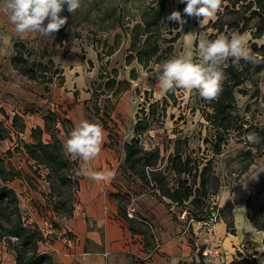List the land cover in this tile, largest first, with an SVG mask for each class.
<instances>
[{"label": "trees", "instance_id": "trees-1", "mask_svg": "<svg viewBox=\"0 0 264 264\" xmlns=\"http://www.w3.org/2000/svg\"><path fill=\"white\" fill-rule=\"evenodd\" d=\"M184 3H180L178 10L184 16ZM123 7L119 12L115 9L107 10L106 19L101 23L104 30L120 28L124 33L131 35V45L128 49L126 62L131 64L134 60L145 69L153 71L152 64L159 59L161 63L175 56V43L181 37L180 26L167 19L166 1L155 0L152 5L146 6L141 14V18L132 28L127 27L124 22ZM80 10V9H79ZM111 12V15L110 13ZM70 13L66 10L60 13L61 16L71 17L83 16ZM87 17H85L86 19ZM185 18V16H184ZM84 19V18H83ZM254 21V23H252ZM70 22V23H71ZM209 27L216 30L212 34L211 40L216 39L220 34L241 33L245 34L252 31L253 39L264 37V0H223L222 11L218 13L215 20L209 22ZM67 23L56 32L57 40L65 52H69L74 46L76 35H71ZM164 44H167L165 47ZM199 44L196 38L195 46ZM254 51L264 56V42L253 44ZM83 58L86 59L85 51L82 48ZM13 67L24 77L39 83L51 84L60 78L59 85L65 80L64 69L53 59L44 60V57L34 53V50L28 47V43L23 40H17L14 43V56L12 57ZM255 67L264 68V63L253 65L240 61L239 66H234L231 60H228L222 66L224 79L222 81V91L218 98L211 101L203 99L198 92L192 95L195 101L193 109L201 112L199 140L209 145L211 154L201 158L196 156L194 149L190 147V137L185 134L176 138L173 152L168 156V168L172 172L174 181L171 182L169 176L164 172V157L159 147L147 149L141 142V135L148 131L152 124L151 118L156 116L157 109L160 107L159 101L149 102V111L142 108L141 115L137 116L134 126V136L125 143V159L123 170L137 177L143 185L162 198L169 200V206L176 204L178 209L186 211L188 219L194 222H206L213 214V208L208 203L211 187L217 192L221 185L220 177L215 171V157L222 154L229 145L231 139L245 145L242 155L247 161L244 167L246 172L255 158L264 155V127L248 118L249 106L243 111L239 105L237 93H246L242 86L250 78ZM103 69V68H102ZM102 70L99 78L101 79L98 87H107L112 89L114 94L119 93V87L116 88L114 80H110L109 73L105 74ZM108 75V76H107ZM119 75L115 70L116 79ZM131 77L136 79L138 72L135 68L131 70ZM108 78V80H106ZM115 85V86H114ZM49 86H47L48 88ZM177 89V88H176ZM176 89L167 91L164 98L163 110L166 111L170 100L176 102ZM255 93L260 92L256 84ZM145 107V106H144ZM10 118L9 116H7ZM46 129L53 135V141L44 142L42 135L44 130L36 128L32 136L34 141L22 143L24 150L30 159L38 165H44L49 169L47 180L50 183L51 191L49 193L55 210L62 215H70L72 211L73 193L78 187L81 175L76 173L80 170L77 159H72L64 153V143L56 136L58 118L54 112H48L45 115ZM13 126L18 132L25 129L21 117L18 114L12 119ZM4 123L0 122V136L8 137L4 134ZM249 133H255L260 137L259 143H249L245 137ZM23 176L22 171L15 168L11 162L6 163L0 157V243L11 246L16 254L14 264H56L53 257L48 253H42L39 250V243L47 240L44 232L39 226H27L23 220V214L20 206V197L17 191L11 186V182ZM254 195L248 198L247 217L258 230L264 231V220L253 213L249 203ZM235 204L228 200L221 208L226 213V222L228 231L236 233L235 229L229 230L235 225L234 218ZM122 217L129 223L130 229L134 234H142L146 241L147 248H155V237L152 230L137 218H130L126 210H121ZM228 216V217H227ZM194 222L188 225L189 230L194 232ZM55 225V223L53 224ZM205 246L200 248V254L203 253ZM231 264H258L256 254H247L239 252ZM0 264H4L0 261Z\"/></svg>", "mask_w": 264, "mask_h": 264}, {"label": "rangeland", "instance_id": "rangeland-1", "mask_svg": "<svg viewBox=\"0 0 264 264\" xmlns=\"http://www.w3.org/2000/svg\"><path fill=\"white\" fill-rule=\"evenodd\" d=\"M154 1L155 0H81L80 10L77 9L75 12H77L76 14L84 13V15L74 16V23L71 22V17L68 18L67 25L71 26V28H69V34L76 35L73 43L83 48L86 59L89 56V52H93L97 61L94 63L91 59H88L90 68L88 71L84 70V73H80V75H74L73 79L69 80V88L70 90L77 88L75 92L77 96L79 93H90V99L85 98L82 100L83 105L81 104V106L83 107V112L86 113L87 120L98 122L103 126L107 137L104 147L114 151L118 155L120 161L124 159L125 143L130 141L134 136V126L137 121V116L142 114V108L149 111V102L159 101L160 107L157 109L156 116L151 118V128L144 132L140 138L142 144L147 149L159 147L164 157L162 168L165 174L169 176L171 182H173L175 176H172V172L167 166L168 156L174 150L177 137L187 134L190 137V147L194 149V154L196 156L206 159V154H211L209 145L199 140L198 132L200 130L199 122L201 120V112L198 109H193L195 101L192 95L195 92L190 93L182 88H177L175 91L176 102L170 100L164 113L163 105L167 92L159 87L154 72V65L163 64L164 62L161 63V61L157 59L151 66L153 71L143 68L136 60L128 65L126 56L129 53L128 49L131 45V35L124 33L118 27L109 30L101 28V23L106 19L107 10L111 11V9H115L116 12H119V8L122 7L123 16H125L124 22L127 27L132 28L133 25L140 20L145 7L152 5ZM165 1L166 14L168 16L173 11H177L179 4L182 3L181 0ZM0 10L3 11V8L0 7ZM66 10L67 5L65 4L63 12L66 13ZM109 13L111 15V12ZM218 13L213 18L204 19L202 26L201 18L185 16L186 23L180 28L181 37L175 43V56L184 53L186 42L191 45L195 56V50L199 45L198 44L197 47L195 46L196 38L199 39V43L201 41H211L210 36H212L216 30L209 27V22L217 19ZM85 17L87 18L85 19ZM3 18L4 19H0V28H14L12 24L7 23V18L5 16ZM252 23H254V21ZM193 29H195V36L193 38L188 37V34ZM10 30L11 29H9L8 32H10ZM245 34L249 37V43L253 51V44L255 42H264V37L253 39L252 31H248ZM164 46L166 47L167 44H164ZM4 56L5 59L8 58V52H6V50H4ZM4 58H2V61L5 62L7 73L9 74L8 68L10 66H8V61H4ZM73 60H75V56H72L65 65L69 66L73 64ZM2 67L0 66V71ZM133 68L138 72V77L136 79L131 77V70ZM70 70L71 69H68L69 72ZM102 70L110 74L109 78L115 81L116 88L119 87V93L114 94L112 89L110 90L105 86L101 88L98 87L101 81L99 76ZM115 70L119 73L116 79H114ZM1 74L4 73L2 72ZM19 75L21 74L19 73ZM57 82H60V78L58 77L55 80L56 85L58 84ZM65 83L66 79L63 83L64 87L66 86ZM73 84L76 86L73 87ZM256 84L260 90L258 94L255 93ZM242 89L245 90L246 93H237L239 105L242 107L243 111L249 106L250 111L246 113L248 118L264 127V68L255 67L250 78L242 86ZM80 109V107L74 109L73 113L76 117L83 116L82 110L78 112ZM1 110L2 108L0 109V113L5 116L4 111L2 112ZM54 113L59 121L62 120V122H67L69 128L66 129V132L69 134L72 131L71 128H74V124L70 122L67 117L62 119L61 116L63 113ZM7 126L6 124L3 126L5 130L4 134H9V137H11ZM244 150L245 145L243 143L231 139L223 153L215 157V171L220 177L221 185L217 192L214 187H211V194L208 199V203L211 204V207H217L216 209L213 208V211L217 213V220L215 222L212 224L194 222L195 229L192 233L188 228L190 223V219L187 217L188 213L186 211L183 212L177 207L170 208V212L174 216V219L185 225L183 230L186 229L188 234L191 235L190 238H192L197 248L195 252L191 250V253L182 261V264H231L233 259L239 255V252L245 255L251 253L256 254L258 264H264V231L258 230L253 224L250 231L242 230L243 225H239L237 221V224L235 223V225L229 229H235L236 233H232L234 238L226 234L223 236L221 232L222 229H228L226 213L221 211V208L228 200H231L235 204L234 213L241 208L246 212L248 198L253 194L254 197L250 201L249 207L253 213L259 214L264 220V155L256 157L254 164L244 172L243 170L247 162L242 155ZM18 151L20 150L16 148L15 152ZM123 164L124 163H121L119 165L112 179V184L116 185L118 190H115L114 197L118 199L120 207L127 211L133 199H136L140 204L143 194L155 193L147 186L143 185L137 177L131 175V173L125 172L123 170ZM167 201L169 202V200ZM150 219L148 217H143L140 221L144 222L149 229H151L149 222H151L153 226L154 222ZM139 236L141 237L142 248H145V252H147L142 255L151 253L147 250L145 238L143 240L144 236L142 234H139ZM228 238L235 240L236 243L233 242L231 246ZM202 246H205V249L203 253L200 254V248ZM5 247L6 249L8 248L6 245ZM8 249H12L11 246H9Z\"/></svg>", "mask_w": 264, "mask_h": 264}, {"label": "crops", "instance_id": "crops-1", "mask_svg": "<svg viewBox=\"0 0 264 264\" xmlns=\"http://www.w3.org/2000/svg\"><path fill=\"white\" fill-rule=\"evenodd\" d=\"M4 16L7 23L11 24L5 11L0 10V19H4ZM9 29L12 31L8 32ZM17 40L27 42L28 47L44 57V60L53 59L65 69L66 86L39 83L19 75L11 62L14 56V43ZM4 50L8 52L7 59L4 58ZM72 56H75L74 63L65 65ZM2 58L9 63V74ZM88 59L94 63L97 61L93 52H89L87 59L83 58L82 48L76 44L69 52H65L57 41L56 33L51 38L37 33L20 35L14 28H0V66H3L0 71V109L2 108L1 111H4L5 115L0 113V122L7 126L9 120L18 114L25 125V129L17 131V134L9 132L11 137L0 136V157L6 163L11 162L23 173V176L11 182V186L20 197L24 222L27 226H39L43 229L48 238L39 243V250L50 254L56 264H182L191 250L195 252L197 248L190 238L191 235L186 229L183 230L185 225L174 219L167 198L163 200L157 193L143 194L140 204L137 202L138 215L141 216L137 220L148 217L154 222L156 245L155 248H147L152 253L150 259H139V255L147 252L142 248L139 234L132 233L129 223L121 215L122 207L114 197L117 186L112 184V179L97 182L89 176L81 175L74 193L71 214L62 215L55 210L50 201L51 187L47 180L49 169L30 159L24 150L22 143L34 141L32 133L36 128L44 130L42 135L44 142L53 141L52 133L46 129L45 115L48 112L63 113L62 119L67 117L74 127L81 120L87 119L81 104L83 105V99H90V93H79L80 97L79 94L77 96L75 93L77 88L70 90L69 80L76 74L84 73V70L88 71L90 68ZM67 68L71 69L70 72ZM2 72L4 74H1ZM76 107L81 108L78 112L82 110V117L74 115ZM67 128H69L67 122L58 119L54 132L64 144L70 134H67ZM104 144L100 155L86 166L89 174L112 172L115 175L119 165L124 163L125 154L124 159L120 161L118 155L110 148L104 147ZM16 148L20 151L15 152ZM76 161L81 169L82 162L78 159ZM244 214L246 216L244 224H248L251 229L253 225L245 211ZM234 218L237 224V211ZM48 222L55 223L54 230L51 229L53 233L50 235L47 233L50 232ZM221 232L223 236L226 234L234 238L228 229H222ZM228 239L231 246L233 242L236 243L235 240ZM0 261L4 264L16 262L15 251L6 249L3 242L0 243Z\"/></svg>", "mask_w": 264, "mask_h": 264}, {"label": "clouds", "instance_id": "clouds-1", "mask_svg": "<svg viewBox=\"0 0 264 264\" xmlns=\"http://www.w3.org/2000/svg\"><path fill=\"white\" fill-rule=\"evenodd\" d=\"M181 2L185 4L184 16L201 18V26L204 19L213 18L222 11L223 6V0ZM0 4L17 34L37 33L53 38L54 34L67 23V17L60 15L64 5H67L68 12L74 13L81 7V0H0ZM184 16L180 11H173L167 19L176 22L182 28L186 23ZM184 47L182 55L174 56L163 64L154 65L159 87L165 92L182 88L190 93L198 92L201 98L211 101L218 98L222 91L224 79L222 66L228 60H231L234 66H239L240 61L253 65L264 63V56L253 51L247 34H220L214 40L201 41L195 50V56L189 43L186 42ZM105 140V130L98 122L83 119L72 129L64 144V153L82 162L83 166L77 171V176H89L97 182L110 181L114 178L112 172L89 174L86 167L100 155ZM245 140L255 144L259 143L260 137L255 133H249ZM242 230L250 231V226L244 224Z\"/></svg>", "mask_w": 264, "mask_h": 264}, {"label": "built area", "instance_id": "built-area-1", "mask_svg": "<svg viewBox=\"0 0 264 264\" xmlns=\"http://www.w3.org/2000/svg\"><path fill=\"white\" fill-rule=\"evenodd\" d=\"M105 74H107L108 72L107 71H104ZM108 76V75H107ZM108 80V78L106 79ZM8 129H9V132H15V134H17V130L15 129V127L13 126V123H12V120H9V123H8ZM19 134V133H18ZM172 207H176V204L172 205ZM127 214L130 218H138L139 219V216H138V209H137V200L136 199H133L131 204L129 205L128 209H127ZM24 220V219H23ZM217 220V213L216 211H213V214L212 216L206 221V222H199L200 224H212L213 222H215ZM149 222V221H148ZM194 222L193 219H190V223ZM150 224V228L152 229V232H154V226L151 222H149ZM189 223V224H190ZM49 224V227H50V232H47L49 233L48 235L52 234L54 230V225L52 222H48ZM41 230L43 231V229L41 228ZM44 232V231H43ZM45 234V232H44ZM154 234V233H153ZM46 236V235H45ZM152 257V253H149L147 255H139V259H142V260H148Z\"/></svg>", "mask_w": 264, "mask_h": 264}, {"label": "bare ground", "instance_id": "bare-ground-1", "mask_svg": "<svg viewBox=\"0 0 264 264\" xmlns=\"http://www.w3.org/2000/svg\"><path fill=\"white\" fill-rule=\"evenodd\" d=\"M195 36V29L191 30L190 33L188 34V37H194ZM246 220V216L244 214V209H238L237 210V221L239 225H244V221Z\"/></svg>", "mask_w": 264, "mask_h": 264}]
</instances>
